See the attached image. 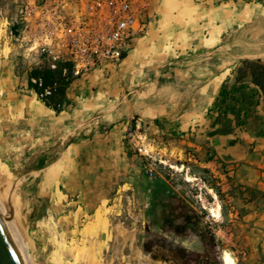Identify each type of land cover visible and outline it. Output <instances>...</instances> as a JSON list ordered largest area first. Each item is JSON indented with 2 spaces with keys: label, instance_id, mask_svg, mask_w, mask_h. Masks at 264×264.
<instances>
[{
  "label": "crops",
  "instance_id": "0c3cea01",
  "mask_svg": "<svg viewBox=\"0 0 264 264\" xmlns=\"http://www.w3.org/2000/svg\"><path fill=\"white\" fill-rule=\"evenodd\" d=\"M220 4L224 3L215 0H150L146 32L123 56L117 72L107 78L98 74L78 78L66 90L72 102L94 94L98 89L113 91L119 73L126 70L117 106H109L114 102L111 99H103L100 103L85 101L70 112L55 115L35 100L36 95L32 97L37 105L32 108L33 120H50V123L54 120V125L58 123L59 130H63L57 134L58 138L56 134L54 138V144L56 141L61 144L58 156L64 161L59 192L67 186L65 201L69 206H77L83 214H91L102 207L113 209L118 221L111 225L109 232L114 238L120 237L123 246L132 247L141 233L144 236L157 234L165 248L172 241L181 245L194 243L200 247L207 243L208 231L193 216L188 194L170 183L161 168L149 176L144 158L136 153V148L147 142L153 145L159 157L167 152L169 156L174 154L178 161L181 158L191 161V156L198 158L200 154L198 167L215 169L221 180L233 168V177H241V183H254L264 191V95L247 81L237 82L232 70L214 88V95L206 103L207 110L201 115L198 106L189 101L171 106L164 118L159 119L162 121L141 122L139 126L130 121L117 123L135 116H152L154 103L166 91L159 85L161 80L173 83L169 79L174 78L175 83L197 82L215 74L209 66L199 63L214 59L215 52L221 48L228 55L223 59L224 70L237 66L240 60L264 61L262 17L251 20L245 28L226 39L195 35L178 37L171 46V50L174 46L178 48L175 55L165 52L159 59V66L147 61L145 64V60L133 64L151 51L162 48L177 31L200 24L210 29L208 19L196 15ZM246 13L240 17L250 18L251 14ZM189 47L199 53L189 54ZM137 86L146 89L127 105L124 94ZM97 109L103 111L101 120H84ZM79 126L82 133H71ZM170 137L174 140L173 149L167 148ZM53 149L56 157V147ZM183 149L187 153L184 154ZM69 152L74 157L70 163ZM60 158H55L54 163ZM243 172L245 178L241 176ZM52 211L54 217L60 208L53 207ZM121 213L132 219L131 226L121 221ZM185 216H189L190 225L176 233L174 226H180ZM137 222L140 225H136ZM67 226L68 229L74 227L72 218Z\"/></svg>",
  "mask_w": 264,
  "mask_h": 264
},
{
  "label": "rangeland",
  "instance_id": "374dc122",
  "mask_svg": "<svg viewBox=\"0 0 264 264\" xmlns=\"http://www.w3.org/2000/svg\"><path fill=\"white\" fill-rule=\"evenodd\" d=\"M215 1L224 4L196 15L199 18H207L210 29H205L200 24L177 31L166 45L151 51L141 60H135L133 64L145 60V64L149 62L159 66V59L165 52L175 55L178 48L174 46L171 50V46L178 37L195 35L201 38L226 39L239 29L245 28L251 20L264 17V0H248L250 4L245 3L247 0ZM227 1L229 2L226 4ZM13 7L8 0H0V166L6 168L8 177H0V193L11 210L14 205L22 206V222L19 225L23 230V237L26 238V252L31 258L30 264H126L127 260H130L131 264H225L222 256L224 252L231 255L234 264H264V191L254 183H241V177L235 178L233 175L228 181L212 179L203 169L191 165L190 161H184L183 158L178 161L174 154L169 156L167 152L163 153L161 159L173 166L171 175H168L170 183L178 185L188 194L193 216L208 231L207 243L202 247L195 246L194 243L181 245L180 242L175 244L172 241L171 245L165 248L163 243H160L162 238L157 234L144 236L142 233L136 237L132 247L123 246L121 238H114L109 232L111 225L118 221L113 209L102 207L91 214H83L77 206L67 204L64 196L67 194V186L63 189L61 187L59 192V178L64 169L63 157L58 156L61 144L57 141L54 144L55 134L58 138L57 134L63 130H59L58 123L54 125V120H51V123L50 120H33L35 116L32 108L37 106L35 102L38 100L34 101L32 97L35 94L27 89L26 74L42 62L37 58L24 60L17 57L1 29L4 18H13ZM244 13L251 14L250 18L240 17ZM187 52L191 55L199 53L191 47ZM226 57L228 55L221 48L215 52L214 59L200 61L199 65L209 66L215 72L203 80L178 83H175L174 78L169 79L174 81L173 83L161 80L159 85L165 87L166 91L154 103L155 112L152 116H135L117 123L138 120L162 121L159 119L164 118L171 106L186 104L189 101L198 106L201 115L207 110L206 103L214 95V88L219 86L227 72L232 70L236 77L244 73V70L238 68L242 61L247 59L240 60L237 66L224 70L223 59ZM125 71L119 73L113 91L98 89L94 94L78 98L74 106L77 107L85 101L100 103L103 99H111L114 102L109 103V106H117ZM142 89L146 88L137 86L135 90H127L124 94L125 103L128 105L133 102ZM26 106L31 110L28 111ZM102 118L103 111L97 109L84 120ZM81 129L79 126L71 133L79 135L83 132ZM173 141L172 137L167 139L170 144L167 145L168 149L174 148ZM54 147L57 150L56 157L53 156ZM183 153L187 151L183 149ZM155 157L158 160L159 156ZM55 158L60 159L54 163ZM73 158L69 152L68 163ZM197 159H201L200 154ZM144 163L146 164L145 159ZM180 164L184 167L193 166L194 172L205 181L206 189L203 188L200 192L191 189L185 179L184 170L179 171ZM174 166H177L178 170L175 171ZM157 168H161L158 163ZM241 176L245 178L246 173L243 172ZM199 193L201 200L197 197ZM213 195L216 196L215 199ZM218 205L220 217L211 219L210 209ZM53 207L60 208L54 217ZM121 214V221L131 226L132 219L126 217L125 213ZM71 218L74 220V227L68 229L67 223ZM136 225L140 224L137 222ZM191 234L194 235L193 232Z\"/></svg>",
  "mask_w": 264,
  "mask_h": 264
},
{
  "label": "built area",
  "instance_id": "2783aa9c",
  "mask_svg": "<svg viewBox=\"0 0 264 264\" xmlns=\"http://www.w3.org/2000/svg\"><path fill=\"white\" fill-rule=\"evenodd\" d=\"M13 4V18H4L2 30L9 46L21 59L37 58L47 61L51 68L59 60L72 65L76 79L91 74L110 76L117 72L123 56L130 51L134 41L145 34L150 0H8ZM65 73V71H64ZM48 95L49 91L46 90ZM139 126L141 121H135ZM145 140V139H144ZM136 153L146 161L149 176L154 174L157 163L166 175L173 166L168 165L153 145L136 148ZM193 166L200 162L195 156ZM193 166L180 165L191 189L199 192L206 183L194 172ZM175 171L178 170L177 166ZM200 168V167H199ZM212 179H218L215 169L201 168ZM233 168L224 180L232 177ZM219 185V184H217ZM211 191V190H209ZM227 193L228 190H223ZM201 200V193L197 195ZM215 199L216 196L213 195ZM211 219H215L209 212ZM126 264H131L130 260Z\"/></svg>",
  "mask_w": 264,
  "mask_h": 264
},
{
  "label": "trees",
  "instance_id": "16d2710c",
  "mask_svg": "<svg viewBox=\"0 0 264 264\" xmlns=\"http://www.w3.org/2000/svg\"><path fill=\"white\" fill-rule=\"evenodd\" d=\"M245 3L250 4L251 2L247 0ZM238 69L244 70V73L236 77V81H247L255 85L264 95V61L245 60ZM74 80L76 78L72 76V65L63 60L57 61L55 68H51L47 61H43L41 65L32 68L26 74L27 89L33 92L37 100L55 115L70 112L75 107L74 102L66 94L67 88ZM46 90L49 91L48 95L45 94ZM189 221V216H185L182 224L174 226L173 230L180 233L190 225Z\"/></svg>",
  "mask_w": 264,
  "mask_h": 264
},
{
  "label": "water",
  "instance_id": "95a60500",
  "mask_svg": "<svg viewBox=\"0 0 264 264\" xmlns=\"http://www.w3.org/2000/svg\"><path fill=\"white\" fill-rule=\"evenodd\" d=\"M22 206L12 207L8 216H0V264H21L14 244V229L22 222Z\"/></svg>",
  "mask_w": 264,
  "mask_h": 264
},
{
  "label": "bare ground",
  "instance_id": "6f19581e",
  "mask_svg": "<svg viewBox=\"0 0 264 264\" xmlns=\"http://www.w3.org/2000/svg\"><path fill=\"white\" fill-rule=\"evenodd\" d=\"M6 174H7L6 168L4 166H0V177H3V175L6 176ZM7 178L8 177L6 176V179ZM10 211L12 212L11 208L7 204V201L3 199V196L0 193V216H8L11 213ZM210 213L212 214L214 218H219L220 217V206L218 205L215 208H211ZM13 236H14V244H15L21 264H30L31 261L29 262V260L31 258L26 252V246H27V243L25 241L26 238L23 237V230L19 224L15 227ZM223 258H224L225 264H234V259L231 257V255L228 252L223 253Z\"/></svg>",
  "mask_w": 264,
  "mask_h": 264
}]
</instances>
